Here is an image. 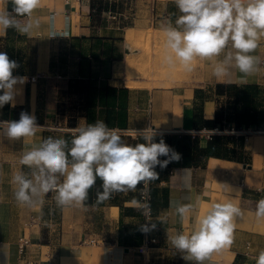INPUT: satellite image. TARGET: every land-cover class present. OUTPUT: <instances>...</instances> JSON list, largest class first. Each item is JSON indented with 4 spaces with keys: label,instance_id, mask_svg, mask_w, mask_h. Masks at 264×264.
<instances>
[{
    "label": "crops",
    "instance_id": "0c3cea01",
    "mask_svg": "<svg viewBox=\"0 0 264 264\" xmlns=\"http://www.w3.org/2000/svg\"><path fill=\"white\" fill-rule=\"evenodd\" d=\"M117 1L41 0L34 13L40 27L31 35L11 28L0 31V51L19 64L14 75L26 77L16 106L0 109V120H18L26 111L40 126L34 137L21 140L0 135V264H195L184 260L186 253L172 247L167 237L190 233L210 204L227 201L241 209L233 243L212 252L203 264H256L264 250V218L255 215L257 202L264 198V129L239 133L244 138L243 161L209 155L195 165L181 164L179 159L164 169L157 166L159 178L150 181L155 227L148 237L138 206L139 187L99 200L97 193L103 188L92 192L93 186L83 204L63 207L57 205L54 192L32 205L16 200L13 176L22 171L31 178L20 157L48 137L73 134L85 121L103 120L132 145L144 142L139 133L145 129L157 136L197 134L201 146L210 134L228 133L217 131V126L198 130L193 125L195 106L201 107L207 119L214 117L217 106L230 110L232 94L226 90L216 93L215 84L221 81L213 76L214 61L201 60L194 74L186 72L168 85H153L142 75L126 76L123 62L129 46L119 23L130 20L164 31L179 15L174 0H126L130 7L123 12L117 11ZM0 6L12 11L11 3L6 5L4 0ZM18 19L25 22V18ZM253 55L260 60L264 57V41ZM229 71L226 83L259 84L257 110L264 117V66L260 63L247 77L234 66ZM242 78L247 82L240 83ZM128 80L135 84L129 86ZM234 140L220 145L231 147ZM181 205L192 206L183 217L177 212ZM20 237L29 240L23 250L19 249ZM86 238L94 239L95 246Z\"/></svg>",
    "mask_w": 264,
    "mask_h": 264
},
{
    "label": "clouds",
    "instance_id": "9594fccd",
    "mask_svg": "<svg viewBox=\"0 0 264 264\" xmlns=\"http://www.w3.org/2000/svg\"><path fill=\"white\" fill-rule=\"evenodd\" d=\"M9 3L11 12L0 6V31L11 28L31 35L40 27L34 13L41 7V0H4V4ZM174 4L179 15L174 24L169 21L164 28V63L170 67L179 64L192 72L196 60L214 61L213 76L221 82L227 80L233 66L242 77L257 71L261 61L253 53L264 41V0H174ZM18 18H25V22ZM18 68L15 60L0 51V109L16 106L18 91L26 83V77L14 75ZM39 127L33 114L22 111L18 120H0V135L21 140L34 137ZM139 135L144 142L128 144L118 129L96 120L76 127L70 143L63 137L44 139L20 157L31 178L22 171L13 176L16 200L32 205L54 192L58 206L81 205L98 178L103 188L97 193L99 200L113 192L135 191L138 184L158 179L156 167L166 168L179 160L180 154L163 139L155 142L152 129ZM191 210V205L177 208L182 217ZM240 215L241 209L231 201L212 203L197 217L190 233L169 235L167 242L186 253L184 260L203 264L212 252L232 245L235 219ZM255 215L264 218V198L257 202ZM256 264H264V250L256 257Z\"/></svg>",
    "mask_w": 264,
    "mask_h": 264
},
{
    "label": "trees",
    "instance_id": "16d2710c",
    "mask_svg": "<svg viewBox=\"0 0 264 264\" xmlns=\"http://www.w3.org/2000/svg\"><path fill=\"white\" fill-rule=\"evenodd\" d=\"M215 89L217 94L222 93L224 90L232 94L233 100H231L230 110H224L217 106L214 117L207 119L203 117L201 107L195 106L193 111V125L195 129H214L215 126L221 131L226 129L239 130L241 128L264 129L263 114L257 110L259 103L258 96L261 91L259 84L248 83L238 85L236 83L217 82ZM73 135L74 133H66L65 139L70 143ZM160 139H163L170 148L180 154V163L185 165H195L209 155L239 161H243V158L245 159V155L243 154L244 138L242 134L231 132L210 134L205 146L199 144V136L197 134L191 133L155 135V142H159ZM230 139H237L238 144L236 145L234 140V144L231 147L220 145L221 143L225 144ZM166 158L160 157L162 160ZM140 186L141 183L137 185V187ZM100 187H102V181H100L99 185H94L92 192L100 191ZM114 200L115 196H111V201Z\"/></svg>",
    "mask_w": 264,
    "mask_h": 264
},
{
    "label": "rangeland",
    "instance_id": "374dc122",
    "mask_svg": "<svg viewBox=\"0 0 264 264\" xmlns=\"http://www.w3.org/2000/svg\"><path fill=\"white\" fill-rule=\"evenodd\" d=\"M129 7L130 5L126 0L117 1L116 9L118 12H123L122 10L124 8ZM119 26L120 32H123V38L127 46H129V49L126 50V57L123 62L125 73L128 78L142 75L149 78L153 85H168L174 81L181 80L186 75V71L179 64L170 67L164 63L166 50L165 33L163 30L154 27H142L130 20L120 22ZM129 27L134 35L130 40H126L125 33ZM200 64L201 60H196L194 62L192 74H194L196 69L198 70ZM127 82L128 85L130 83L135 84V82L129 80ZM85 240L93 247L95 246L94 242H90L87 238Z\"/></svg>",
    "mask_w": 264,
    "mask_h": 264
},
{
    "label": "built area",
    "instance_id": "2783aa9c",
    "mask_svg": "<svg viewBox=\"0 0 264 264\" xmlns=\"http://www.w3.org/2000/svg\"><path fill=\"white\" fill-rule=\"evenodd\" d=\"M66 2H68V0H65ZM52 17H53V13L51 14V18H50V21H52ZM50 26L53 28V25H52V22L50 24ZM54 29V28H53ZM51 33L52 34H56L57 31H52L51 30ZM261 65L264 66V57L261 58ZM31 79H34V76L31 77ZM217 130V128H216ZM71 132H73L72 130H70ZM217 131H221V130H217ZM224 131H227V132H231V133H235V134H239L240 132L241 133H247L250 131L249 128L247 129H244V130H233V129H226ZM207 136H209V134H207ZM239 183L242 184V180L240 179L239 180ZM149 184L150 182L148 183H141V186L139 187V199H138V206L141 210V218H142V227H143V231H144V234L146 237H148V233L149 231L152 229V209H151V206H150V192H149ZM147 227V231L144 230V227ZM90 242H94V239H90ZM29 244V240L25 237H20L19 238V249L20 250H23V248L25 246H27Z\"/></svg>",
    "mask_w": 264,
    "mask_h": 264
},
{
    "label": "bare ground",
    "instance_id": "6f19581e",
    "mask_svg": "<svg viewBox=\"0 0 264 264\" xmlns=\"http://www.w3.org/2000/svg\"><path fill=\"white\" fill-rule=\"evenodd\" d=\"M133 35H134V33H132V32L130 31V28L127 29L126 34H125L126 40H130V39L133 37ZM125 64H126V63H125ZM127 83H128V82H127ZM132 85H134V83H130V84H129V86H132Z\"/></svg>",
    "mask_w": 264,
    "mask_h": 264
},
{
    "label": "water",
    "instance_id": "95a60500",
    "mask_svg": "<svg viewBox=\"0 0 264 264\" xmlns=\"http://www.w3.org/2000/svg\"><path fill=\"white\" fill-rule=\"evenodd\" d=\"M243 165H244V166H248V167H249V164H245V163H244Z\"/></svg>",
    "mask_w": 264,
    "mask_h": 264
}]
</instances>
